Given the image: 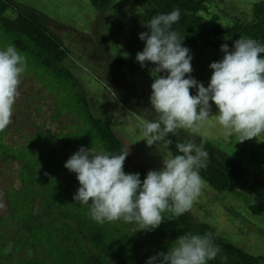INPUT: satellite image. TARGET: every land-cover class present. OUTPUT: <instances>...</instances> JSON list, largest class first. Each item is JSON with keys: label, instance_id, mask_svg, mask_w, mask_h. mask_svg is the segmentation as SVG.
Instances as JSON below:
<instances>
[{"label": "rangeland", "instance_id": "1", "mask_svg": "<svg viewBox=\"0 0 264 264\" xmlns=\"http://www.w3.org/2000/svg\"><path fill=\"white\" fill-rule=\"evenodd\" d=\"M13 1L62 40L73 78L55 76L0 27V264H194L197 255L208 264L191 239L200 224L264 257V212L249 210L253 193L264 196L263 47L185 33L175 57L143 42L137 0L100 11L89 0ZM257 1H213L204 16L222 28L249 22ZM85 102L172 202L119 163ZM201 141L243 167L242 187L215 190L170 148Z\"/></svg>", "mask_w": 264, "mask_h": 264}, {"label": "trees", "instance_id": "2", "mask_svg": "<svg viewBox=\"0 0 264 264\" xmlns=\"http://www.w3.org/2000/svg\"><path fill=\"white\" fill-rule=\"evenodd\" d=\"M144 8L142 40L145 44L157 50L178 57L176 46L179 38L192 34L206 40L212 45L210 38L236 39L246 38L255 45L263 47L257 53L264 58V0L254 2L251 7L252 20L249 22L234 21L222 28L218 16L208 13V4L224 0H137ZM92 7L100 11L111 0H89ZM0 27L11 35L13 44L23 52L33 56L39 64L50 70L63 80H71L72 75L63 65L68 58L62 40L52 34L40 21L36 11L21 7L13 0H0ZM175 47V48H174ZM86 118L95 130L101 142L110 150L119 163L127 170L136 174L138 182L144 189L157 193L165 203L172 202L173 197L158 186L145 171L133 165L125 152L122 141L112 131L111 127L92 116L85 102ZM179 159L190 163L193 173L207 181L217 191H231L243 186L241 175L243 167L232 159H224L216 155L214 148L206 142L197 144L172 142L170 145ZM219 156V157H217ZM221 158V160H220ZM255 194L254 203L249 207L253 214L264 212V196ZM205 234V241L202 239ZM191 239L195 245L194 251L204 252L209 257L208 264H264L263 256H253L221 238L208 225H196L192 229ZM202 252V251H201ZM205 253V254H206ZM196 255V252H194ZM95 264H103L93 257ZM200 256H193L194 264H200ZM139 264H166L164 260L151 258Z\"/></svg>", "mask_w": 264, "mask_h": 264}]
</instances>
